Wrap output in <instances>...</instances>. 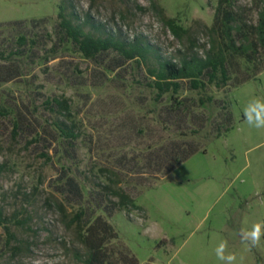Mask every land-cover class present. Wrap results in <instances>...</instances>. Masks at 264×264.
Returning a JSON list of instances; mask_svg holds the SVG:
<instances>
[{"label": "rangeland", "instance_id": "1", "mask_svg": "<svg viewBox=\"0 0 264 264\" xmlns=\"http://www.w3.org/2000/svg\"><path fill=\"white\" fill-rule=\"evenodd\" d=\"M217 2L0 0V211L12 234L0 227V264H84L97 217L115 233L107 245L114 260L220 264L213 249L224 238L243 264H264V241L249 249L237 235L264 221V130L242 116L250 97H264V57L232 70L222 89L183 82L156 102L147 65L117 68L114 52L84 58L58 20L62 10L96 37L148 43L153 67L204 55ZM237 6L257 23V0ZM165 19L189 34L175 38ZM53 98L69 113L50 109ZM56 121L78 133L73 151ZM118 190L141 209L119 205Z\"/></svg>", "mask_w": 264, "mask_h": 264}, {"label": "trees", "instance_id": "2", "mask_svg": "<svg viewBox=\"0 0 264 264\" xmlns=\"http://www.w3.org/2000/svg\"><path fill=\"white\" fill-rule=\"evenodd\" d=\"M239 1L218 0L213 24L208 28L209 48L203 56L197 53L183 54L178 61L158 60L153 67H148L149 58L153 54V49L148 43L142 41L127 43L111 36L96 37L86 32L83 25L75 24L62 10L58 14V20L64 38L73 43L77 53L84 58L94 59L104 53L114 52L118 55L117 68L130 61L147 65L150 77L147 86L155 92V101L161 102L165 95H171V97L178 95L183 82H189L193 90H202L209 85L222 89L228 84L232 70L239 69L241 65L245 67L259 65L260 57H264V0H257L259 9L255 25L244 19L237 6ZM165 24L177 39H182L184 35L189 34V31L180 27L174 19H165ZM249 79L248 75L242 82ZM45 104L54 112L69 113L66 100L53 98L46 100ZM54 126L60 136L65 139L67 147L73 151L78 139V133L74 131V127L67 125L65 121H56ZM186 152L180 159V163L188 160L198 152V149L192 148ZM175 164L168 165L163 173H171ZM70 186L79 190L73 180H70ZM114 194L119 198V205L141 209L126 193L118 190ZM78 217L77 215L76 218ZM7 221L0 211V227H3L8 236L12 237L6 225ZM113 238L115 233L112 226L101 217H97L87 229L84 243L88 253L83 261L84 264H138L133 256L119 255L117 260L111 257L107 251V245Z\"/></svg>", "mask_w": 264, "mask_h": 264}, {"label": "clouds", "instance_id": "3", "mask_svg": "<svg viewBox=\"0 0 264 264\" xmlns=\"http://www.w3.org/2000/svg\"><path fill=\"white\" fill-rule=\"evenodd\" d=\"M244 122L253 129L264 130V97H250L242 107ZM237 235L240 242L249 249L262 245L264 241V221H258L250 226L241 227ZM215 258L220 264H243V258H238L235 251L230 250L227 239L221 238L213 249Z\"/></svg>", "mask_w": 264, "mask_h": 264}]
</instances>
